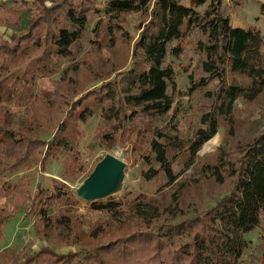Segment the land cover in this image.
Here are the masks:
<instances>
[{
  "label": "trees",
  "instance_id": "trees-1",
  "mask_svg": "<svg viewBox=\"0 0 264 264\" xmlns=\"http://www.w3.org/2000/svg\"><path fill=\"white\" fill-rule=\"evenodd\" d=\"M15 1L13 6H0V26L16 30L7 41L0 40V153L7 146L19 145L25 153L15 157L18 165L26 157L44 151L40 160L44 166L50 151H70L67 119L84 123L95 110L99 111L98 119L110 129L98 132V138L106 145L114 143L116 133L127 134V138L137 135V121L145 126L141 128L142 135L160 138L153 123L171 110L173 99L167 90L174 85L173 71L164 63L168 55L180 56L184 50L182 42L194 31L206 37L202 67L207 76L195 82L192 89L213 81L217 87L212 109L201 119L204 129L196 131L187 145L178 147L186 154L184 171L195 162L205 143L214 138L220 121L231 117L235 101L248 103L264 90V36L253 26H232L222 12V0H105L103 20L92 31L95 35L104 23L110 37L116 21L126 14H143L148 18L133 46L128 69L83 92L76 100L72 99L74 91L67 94L59 85L49 99L44 97L45 93L33 97L25 90L34 85V78L43 70L40 66L47 63L45 60L49 62V56L70 57L69 47L81 36L86 17L98 10L92 0ZM109 42L110 48L114 46L113 36ZM172 42L175 44L169 48ZM8 105L22 109L25 119L19 125L10 124ZM40 128L50 132L48 141L37 136ZM151 147L158 158L167 155L165 145L152 141ZM236 153L238 157L233 162L226 154H220L214 164L203 166V178L208 174L218 185L228 179L232 187L199 213L193 211L190 217V211L184 212L181 206V191L187 192L191 187L184 184L171 195L172 201L167 205L144 196H138L126 211L109 198L91 202L89 210L106 213L117 228L102 222L85 233L68 216L65 207L50 211L60 202H81L69 195L63 184L53 183L52 191L37 190L34 198L24 192L32 216L36 217L34 232L40 237L54 232L57 242L64 232L66 241L78 250L59 255L48 247L28 255L2 252L0 264L250 263L244 258L251 244L244 236L261 229L264 221V132ZM171 165L169 161L159 171H147L143 177L150 180L162 171L168 185H173L177 175ZM6 171L0 159V175ZM13 187L5 194L17 209L21 205L17 202L23 200L15 197ZM178 216L180 219L171 223ZM9 218L0 214V228ZM258 239L255 247L260 256H253L254 262L250 264H264V235Z\"/></svg>",
  "mask_w": 264,
  "mask_h": 264
},
{
  "label": "rangeland",
  "instance_id": "rangeland-1",
  "mask_svg": "<svg viewBox=\"0 0 264 264\" xmlns=\"http://www.w3.org/2000/svg\"><path fill=\"white\" fill-rule=\"evenodd\" d=\"M92 1L98 11L86 17V26L81 36L69 47L70 57L64 59L49 56V62L45 60L46 64L39 65L43 70L34 78V85L26 88V94L39 97L45 93L44 97L49 99L54 93V87L59 85L64 92L68 91L67 94L74 91L72 99L76 100L83 92L97 87L101 82L113 80L118 73L128 69L133 58V46L139 39V34L148 22V18L143 14H126L116 21L114 32L110 35L114 37L115 43L110 48V37L105 32L104 23L98 28L96 35L92 32L96 24L103 20L105 0ZM262 1L264 0H222V12L230 18V23L234 27L242 29L255 27L260 15L264 14ZM15 2V0H7L3 6H13ZM13 31L16 30L0 26V40L7 41ZM262 34L264 36V33ZM205 38L204 34L194 31L182 42L184 50L179 57L173 55L166 57L164 65L171 67L173 71L174 85L169 86L167 90L173 103L171 110L153 123L160 138L142 135L141 128L145 126L137 121L135 123L138 129L137 135L131 134L127 138V134L116 133L114 143L106 145L98 138V132L110 129L98 119L99 111L95 110L94 115L84 123L71 117L67 119L66 137L70 143V151L66 149L50 151V158L47 157L44 166L40 164L44 151L26 157V161L19 165L16 164L15 157L25 153L19 145L7 146L1 151L2 166L6 167L7 171L0 175V214L10 218L0 228V253L28 255L44 247H48L58 255L78 250L76 245L73 246L66 241L64 232L59 242L54 239V232H49V235L44 237L34 232L33 223L36 217L32 216L28 197H23V193L27 192L30 198H34L37 190L52 191L53 183H61L69 195L76 198L75 190L105 154L111 155L124 165L123 177L118 189L106 197L118 203L122 211H126L138 196L154 200L160 205L170 204L171 195L180 191L181 185L184 184L186 187H191L187 192L181 191V206L184 212L190 211V217L194 212L199 213L214 200L221 198V195L229 192L232 181L226 179L223 184L218 185L208 177V174L203 178V166L214 164L220 154H226L229 162H233L238 157L236 152L239 147L264 132V90L260 96L248 103L242 100L235 101V109L231 117L220 121L219 129L214 136L218 143H212L213 138L206 142L197 154L195 162L184 171L186 154L178 150V147L181 144L187 145L196 131L204 129L205 125L201 123V119L204 114L211 111L217 87V82L213 81L203 88L192 89L195 82L207 76L202 67V62L205 60L202 48ZM174 44L175 42H172L169 48ZM69 82L77 83V86ZM8 108L10 124L19 125L25 119L22 109L11 105H8ZM37 136L43 141H48L50 132L40 128ZM152 141L165 145L167 155L158 158L152 150ZM51 156L54 158L51 159ZM169 161L172 163L173 174L177 175L173 185H168L162 171L153 179H144L143 176L147 171H159L161 166ZM12 186L15 197L23 200L21 203V200L17 202L21 204L17 209L15 203L12 204L5 194V191ZM58 207L59 209L65 207L68 216L84 233L88 228L102 222L107 223L108 227L114 230L117 228L106 213L89 210L90 202H72L70 205L60 202L54 204L50 211L54 213ZM179 219L180 216L171 223ZM262 224L261 229L244 236V239L251 244L244 258L246 262L249 260L253 263V256H260L259 248L255 246L259 243L258 238L264 235V221ZM115 232L117 231L112 233ZM87 244L88 242L85 241L86 247Z\"/></svg>",
  "mask_w": 264,
  "mask_h": 264
},
{
  "label": "water",
  "instance_id": "water-1",
  "mask_svg": "<svg viewBox=\"0 0 264 264\" xmlns=\"http://www.w3.org/2000/svg\"><path fill=\"white\" fill-rule=\"evenodd\" d=\"M123 166L119 160L105 154L75 190L76 198L91 203L115 193L123 177Z\"/></svg>",
  "mask_w": 264,
  "mask_h": 264
},
{
  "label": "crops",
  "instance_id": "crops-1",
  "mask_svg": "<svg viewBox=\"0 0 264 264\" xmlns=\"http://www.w3.org/2000/svg\"><path fill=\"white\" fill-rule=\"evenodd\" d=\"M7 0H0V6L6 4ZM264 3V1H262ZM1 12V11H0ZM256 28H258L262 33H264V14L260 15V19L257 21Z\"/></svg>",
  "mask_w": 264,
  "mask_h": 264
},
{
  "label": "clouds",
  "instance_id": "clouds-1",
  "mask_svg": "<svg viewBox=\"0 0 264 264\" xmlns=\"http://www.w3.org/2000/svg\"><path fill=\"white\" fill-rule=\"evenodd\" d=\"M212 143H218L216 138H213V140L211 141Z\"/></svg>",
  "mask_w": 264,
  "mask_h": 264
}]
</instances>
